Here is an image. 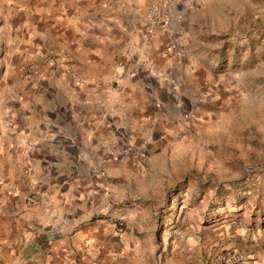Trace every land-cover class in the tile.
<instances>
[{"label": "crops", "instance_id": "obj_1", "mask_svg": "<svg viewBox=\"0 0 264 264\" xmlns=\"http://www.w3.org/2000/svg\"><path fill=\"white\" fill-rule=\"evenodd\" d=\"M149 1L3 0L14 28L0 264H194L231 248L264 264L250 232L200 252L143 199L147 172L173 165L178 119L205 88L182 17L151 29Z\"/></svg>", "mask_w": 264, "mask_h": 264}, {"label": "rangeland", "instance_id": "obj_2", "mask_svg": "<svg viewBox=\"0 0 264 264\" xmlns=\"http://www.w3.org/2000/svg\"><path fill=\"white\" fill-rule=\"evenodd\" d=\"M173 14L199 44L205 88L178 119L173 165L147 172L143 199L160 227L186 232L192 249L229 244L237 229L264 248V0H173ZM13 28L0 0V138L10 122Z\"/></svg>", "mask_w": 264, "mask_h": 264}, {"label": "built area", "instance_id": "obj_3", "mask_svg": "<svg viewBox=\"0 0 264 264\" xmlns=\"http://www.w3.org/2000/svg\"><path fill=\"white\" fill-rule=\"evenodd\" d=\"M173 0H150L146 12V20L149 23V28L166 29L169 26L172 16ZM36 195H29L28 201H32ZM117 227L121 228L124 225L123 220H118ZM248 259L244 254L233 249L222 250L211 257H205L201 262L194 264H245Z\"/></svg>", "mask_w": 264, "mask_h": 264}]
</instances>
